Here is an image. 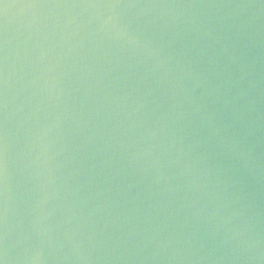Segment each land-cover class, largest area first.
Returning a JSON list of instances; mask_svg holds the SVG:
<instances>
[{
	"label": "water",
	"instance_id": "1",
	"mask_svg": "<svg viewBox=\"0 0 264 264\" xmlns=\"http://www.w3.org/2000/svg\"><path fill=\"white\" fill-rule=\"evenodd\" d=\"M2 264H264V0H0Z\"/></svg>",
	"mask_w": 264,
	"mask_h": 264
},
{
	"label": "snow or ice",
	"instance_id": "2",
	"mask_svg": "<svg viewBox=\"0 0 264 264\" xmlns=\"http://www.w3.org/2000/svg\"><path fill=\"white\" fill-rule=\"evenodd\" d=\"M0 264H2V261H0Z\"/></svg>",
	"mask_w": 264,
	"mask_h": 264
}]
</instances>
